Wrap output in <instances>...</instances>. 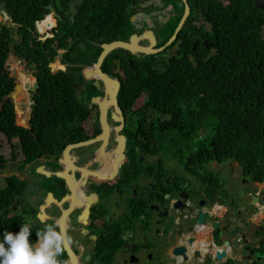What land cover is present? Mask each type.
<instances>
[{"label": "flooded vegetation", "instance_id": "1", "mask_svg": "<svg viewBox=\"0 0 264 264\" xmlns=\"http://www.w3.org/2000/svg\"><path fill=\"white\" fill-rule=\"evenodd\" d=\"M123 1L134 13L129 18L134 33L115 42L131 44L133 36L144 35L154 40V51L170 42L162 46L177 7L183 3V16L186 11L184 0ZM71 2L77 0H50L55 13L45 7L47 14L36 25L38 38L51 26L44 37L54 39L64 16L73 21L94 6V0H80L74 14ZM187 3L191 14L186 24L200 34L206 16L201 2ZM100 16L97 9L86 13L84 21L95 26ZM148 39L138 46H150ZM108 44L75 34L62 46L54 43L55 60L45 69L44 63L25 59L22 68L5 67L10 92L19 99L7 102L10 119L2 115L8 104L0 110V219L9 230L29 225L33 244L38 230L54 224L68 237L58 257L61 264H264V173L247 170L235 158H212L213 143L199 145L206 131L193 132L194 142L186 141L187 134L173 130L177 118L169 106L176 102L162 98L168 85L136 81L144 70L164 72L179 47L173 44L148 56L113 52L109 72L103 69L106 59L100 68L120 83L116 104H95L92 100L103 98L105 85L97 76L85 79L83 69L92 68ZM42 71L52 74V87L67 93L47 102L49 126L41 128L35 110Z\"/></svg>", "mask_w": 264, "mask_h": 264}, {"label": "trees", "instance_id": "2", "mask_svg": "<svg viewBox=\"0 0 264 264\" xmlns=\"http://www.w3.org/2000/svg\"><path fill=\"white\" fill-rule=\"evenodd\" d=\"M1 2L6 7L4 11L18 28L15 35L14 29L0 26V84L4 80L7 85L0 88V102L12 88L2 74L12 51L15 56L26 59L30 64L44 63L42 69H45L55 59L53 46L56 41L62 46L65 39L68 40L76 34L108 44L118 40L127 41L134 33L129 20L134 13H128L123 0H94V6H89L85 14L98 9L101 16L97 25L85 23V14L82 16V12L73 21L67 15L54 31L55 39L42 42L38 39L36 25L47 14L45 7L50 4V0H0V7ZM200 2V7L206 14L205 17L202 16L204 26L200 34H196V27L191 28V24H186L172 47H179L178 54L166 65L167 69L159 74L155 71L150 74L145 70L141 71L137 74L136 81L141 84L168 85L166 89H162L166 91L162 98L176 102L169 106L175 111L177 118L173 130L187 134L183 137L186 141L194 142L191 139L193 132L206 131L208 137L201 140L199 145L210 147L213 143L215 155L212 158L218 162L235 158L241 165L247 166V170H260L262 176L264 13L253 8L252 0ZM181 6L177 7V17L166 27L162 46L172 39L179 26L183 16V3ZM99 35L102 40H98ZM204 43L214 45V49H205ZM98 53L95 54L93 62ZM107 57L103 69L109 72L107 68L113 55ZM142 67L147 68L145 65ZM40 76L42 87L37 93L35 114L36 122L42 128L43 125L49 126L45 121L49 115L46 112L49 108L47 102L65 98L67 92L50 85L48 76L52 74L49 71H42ZM146 91L151 99H155L150 89ZM135 98L136 94L132 99ZM10 112L12 108L8 104L2 114L6 120L13 116ZM9 128L12 129V124H9ZM5 221L0 219V241L3 240L5 231L15 234L20 230L18 225L9 230Z\"/></svg>", "mask_w": 264, "mask_h": 264}, {"label": "clouds", "instance_id": "3", "mask_svg": "<svg viewBox=\"0 0 264 264\" xmlns=\"http://www.w3.org/2000/svg\"><path fill=\"white\" fill-rule=\"evenodd\" d=\"M55 25H56V22H55ZM49 28H53V27L48 26V30ZM48 30L42 33V39L47 37V36L46 37L44 36L46 35V33H48ZM38 39L41 40L42 42L46 41L40 38ZM49 39H53V38H51L50 36ZM213 47H210V49ZM55 56L56 54L53 57ZM15 57L18 60V62H23L21 59H24V58H18L17 56ZM53 61L49 62V64L52 63ZM7 62H6L5 67H7V64H8ZM40 64L41 63H39V65ZM15 69H18V68H15ZM84 70L85 69H83V71ZM3 71H2V74L3 76H5ZM10 93H14V92L12 91ZM8 95L4 96L3 101L0 104V110H2L8 104L7 102L10 101L8 100L4 104V99ZM16 98H17V95H16ZM18 99L19 98H17V100ZM15 100L16 99H14V101ZM1 105H3V107H1ZM31 232L32 231L29 225L21 224L20 230L18 233L13 234L12 232H8V231H5L3 233V240L0 241V264H61V262L58 260V257L63 254L64 244H65L66 239H68L66 233L57 231L56 226L54 224H46L43 229L38 230L36 232L37 240L35 244H33L31 243L29 239Z\"/></svg>", "mask_w": 264, "mask_h": 264}, {"label": "water", "instance_id": "4", "mask_svg": "<svg viewBox=\"0 0 264 264\" xmlns=\"http://www.w3.org/2000/svg\"><path fill=\"white\" fill-rule=\"evenodd\" d=\"M186 2V11L185 14L176 30V33L174 34V36L172 37V39L170 40V42L168 43V45L164 48H162L161 50L158 51H154L152 50V48L156 45L154 40L151 42L148 38L141 36H133L131 39V44L130 43H124V42H113L110 43L108 45H104L102 47V52L99 55L95 65L92 68H88L85 69L83 71V76L85 77V79H88L90 77L93 76H97V78L105 85V91H104V96L103 98H95L92 100L93 103L97 104L100 101L102 102H113L116 104V96L117 93L119 91V86L120 83L118 81V79L116 77H111L108 74H105L101 71V65L103 63V61L106 59V57L110 54H112L115 51H125V52H130L133 55H137L138 52H141L145 55H157L159 53H162L163 51L166 50L167 47L172 46L177 40L178 37L180 35V33L182 32L183 28L185 27V24L187 23V20L191 14V9L187 3V0H184ZM256 6V9H260V11L264 12V0H254ZM76 4L80 5V0H77V2H71V11L72 8L75 9V12L73 11L74 14H77V9H76ZM51 12L55 13V9L54 7L49 6V8ZM56 15V14H55ZM136 25V24H135ZM51 27V26H50ZM150 29H152V26H149ZM51 38H53V36H51ZM49 37H46L42 40H48ZM146 39H148V41L150 42V46H147V48H142L138 46V42L139 41H146ZM203 46L205 47V49H210V47H212V45L206 44L204 43ZM197 48V44L195 45L194 49ZM99 81L96 80L95 84L96 86H98ZM36 87H38V84H36ZM16 93H10V95L6 96V98L4 99V104L8 101V100H13L16 99ZM3 104V105H4ZM104 104V103H103ZM103 104L100 105V112H101V118H105L106 116V106H103ZM3 105H1V107H3ZM116 106V105H115ZM243 169V168H241ZM225 257V253H218V258L222 259Z\"/></svg>", "mask_w": 264, "mask_h": 264}, {"label": "rangeland", "instance_id": "5", "mask_svg": "<svg viewBox=\"0 0 264 264\" xmlns=\"http://www.w3.org/2000/svg\"><path fill=\"white\" fill-rule=\"evenodd\" d=\"M1 4H2V7H0V24L1 26L2 25L6 26L8 29H14L13 34L16 35V29L18 28V26L17 24L14 23L13 19L4 11V8H6L4 6V3L1 2ZM136 25H137V29H140V31L141 29H144L143 24L136 23ZM37 31L40 32V26H39V30L37 27ZM7 63H8L7 68H10V69H15L18 66L24 67L26 65L24 62H18V60L14 56V52H11Z\"/></svg>", "mask_w": 264, "mask_h": 264}, {"label": "bare ground", "instance_id": "6", "mask_svg": "<svg viewBox=\"0 0 264 264\" xmlns=\"http://www.w3.org/2000/svg\"><path fill=\"white\" fill-rule=\"evenodd\" d=\"M44 32H46V31H41V33H44ZM17 68H19V67H17ZM20 79H21V81H22L23 77H21Z\"/></svg>", "mask_w": 264, "mask_h": 264}]
</instances>
